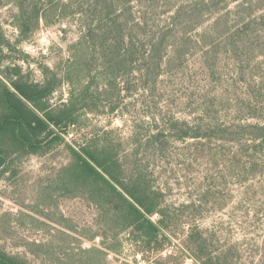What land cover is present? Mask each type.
Segmentation results:
<instances>
[{"label":"trees","instance_id":"obj_1","mask_svg":"<svg viewBox=\"0 0 264 264\" xmlns=\"http://www.w3.org/2000/svg\"><path fill=\"white\" fill-rule=\"evenodd\" d=\"M236 1L15 0L18 40L37 31L41 21L52 25L74 18L78 39L68 47L70 58L62 76L46 66L44 80L33 82L18 64L5 65L10 58L5 51L12 44L0 29L1 178H15L19 161L27 155L44 154L64 142L69 159L62 169V181L52 189L83 191L104 209L110 226H117V231L132 228L136 238L144 239L149 246L167 239L170 211L187 204L171 210L175 205L164 200L162 191L154 192L145 175L143 182L134 166L125 184L121 179L122 163L111 143L101 145L87 138L72 144L65 136L81 123L80 111L85 110L83 114L87 115V107L95 105V91L108 100L112 99L110 95H128L131 89L121 83L127 81L125 75L132 74L142 81L137 89L150 100L146 104L148 117L155 122L160 119L154 125L156 130L144 141L145 163L148 159L150 164L152 157L167 161L170 140L190 138L200 141L196 147L201 151L198 146L206 145L205 141L218 139L227 145L228 172L232 174L237 172L235 161L260 159L264 154V32L251 29L256 21L253 17H231L229 7ZM192 75L204 84L191 90L187 98L194 105L191 113L197 115L195 120L167 116L163 101L174 96L178 88L165 85L166 80L183 83ZM228 77L235 80L237 96L233 100L239 108L232 107L235 113L226 121L221 116V103L228 101L222 90ZM64 82L74 87L72 95L54 105L53 94ZM244 84L247 91L243 90ZM181 100L186 103L185 98ZM118 105L111 104L112 114ZM245 106L253 111L255 123L242 120L239 113ZM210 151L220 167V158ZM210 171L208 168L207 173ZM156 214L160 216L158 221L153 219ZM191 235L196 244L194 264H239L236 246L216 248L212 244L215 232L195 225ZM108 249L116 252L113 247ZM0 264L30 261L27 255L0 247Z\"/></svg>","mask_w":264,"mask_h":264},{"label":"rangeland","instance_id":"obj_2","mask_svg":"<svg viewBox=\"0 0 264 264\" xmlns=\"http://www.w3.org/2000/svg\"><path fill=\"white\" fill-rule=\"evenodd\" d=\"M240 3L243 6L237 7ZM229 8L232 18L253 17L256 21L251 29L264 32V0H239ZM17 11L15 0H0V29L12 44L5 51L10 56L5 65L18 64L33 82L44 80L46 66L62 76L70 58L68 47L78 39L75 18L52 25L41 21L37 31L18 40L14 24ZM124 79L127 81L121 84L131 89L128 95H110L112 99L108 100L95 91V105L87 107V115L83 114L85 110L80 111L81 123L72 127L65 138L72 144L87 138H94L101 145L111 143L122 163L121 179L125 184L134 166L143 182L145 175L153 191H162L164 200L175 205L171 210L187 204L170 211L168 238L149 246L144 239L136 238L132 228L117 231V226H110L104 209L83 191L64 193L52 189V185L58 188L62 181V169L69 159V149L61 142L44 154L22 158L15 178L0 176V247L27 255L30 264H194L196 244L191 234L193 226L198 225L216 233L212 242L216 248L236 246L239 264H264V154L257 161H235L237 172L232 174L228 172V146L220 140L205 141L206 145L198 146L201 151L197 150L200 141L196 139H171L167 161L152 157L150 164L148 159L145 163L144 141L156 130L154 125L160 119L155 122L148 117L146 104L150 100L143 90L137 89L142 81L132 74ZM234 81L228 77L222 87L228 98L221 103V116L226 121L231 120L235 113L232 107L237 106L233 100L237 96ZM165 85L175 86L178 91L170 99H163L164 113L195 120L197 115L191 113L194 105L187 98L203 82L192 75L183 83L167 79ZM73 88L64 82L51 103L66 102ZM243 90L247 91L245 84ZM155 98L160 99V94ZM181 98H185V104ZM113 103L120 106L114 114L110 112ZM186 106L190 108L183 109ZM242 111L239 114L244 122H256L252 110L245 106ZM210 149L220 158V167ZM159 218L157 214L153 216L156 221ZM112 247L116 252L108 249Z\"/></svg>","mask_w":264,"mask_h":264}]
</instances>
